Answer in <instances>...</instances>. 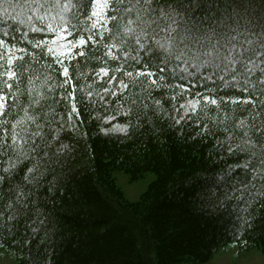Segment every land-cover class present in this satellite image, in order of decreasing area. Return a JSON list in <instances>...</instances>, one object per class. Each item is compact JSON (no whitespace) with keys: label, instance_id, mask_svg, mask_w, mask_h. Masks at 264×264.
I'll return each instance as SVG.
<instances>
[{"label":"snow or ice","instance_id":"6c2138e0","mask_svg":"<svg viewBox=\"0 0 264 264\" xmlns=\"http://www.w3.org/2000/svg\"><path fill=\"white\" fill-rule=\"evenodd\" d=\"M65 113L84 136L150 142L179 127L211 161L190 182L192 202L209 221L235 216L234 235L254 230L264 0H0V246L26 252L24 264H58Z\"/></svg>","mask_w":264,"mask_h":264},{"label":"trees","instance_id":"16d2710c","mask_svg":"<svg viewBox=\"0 0 264 264\" xmlns=\"http://www.w3.org/2000/svg\"><path fill=\"white\" fill-rule=\"evenodd\" d=\"M85 131L88 125L80 124L70 142L63 134L69 146L63 161L67 190L51 206L59 234L54 249H49L55 250L58 264H150L146 254L153 249L177 260L187 251L203 257L208 249L237 241L264 246V224L258 220L254 230L237 236L235 216L225 214L218 222L209 221L200 209L191 207L190 182L211 161L205 156L206 148L201 150L191 138L185 142L179 127L175 135L169 129L159 141L150 142L146 135L104 136L96 129L84 136ZM113 165L139 178L156 175L139 203L128 205L116 195ZM208 227L216 228L214 233ZM12 248L23 262L29 259L26 252Z\"/></svg>","mask_w":264,"mask_h":264},{"label":"rangeland","instance_id":"374dc122","mask_svg":"<svg viewBox=\"0 0 264 264\" xmlns=\"http://www.w3.org/2000/svg\"><path fill=\"white\" fill-rule=\"evenodd\" d=\"M67 121L68 117L65 115L63 123L67 136L66 141L70 142L71 137L75 132L74 130H71V124L67 123ZM115 122L116 121H113V123ZM108 126L109 125L106 124V127ZM113 166L111 179L113 181L112 185L116 195L122 200V202L127 203L128 205L139 203L155 182L156 175L153 173H147L139 178L128 173L126 170L121 169L119 166ZM188 197L191 207L195 210L200 209L199 204H194L192 202V197ZM209 228L210 227H208V231L214 233L213 231L216 228H210L211 230ZM187 246V244L183 245L182 248ZM203 253V257H199L198 254L195 255L193 252L187 251L183 253L179 259L175 260L170 256L167 259L165 255L158 252V249H153L146 254V256L150 261V264H264V246L247 244L245 241L231 242L220 248L214 247L208 249ZM0 264H24V262L21 260L20 255L16 250L7 246H0Z\"/></svg>","mask_w":264,"mask_h":264}]
</instances>
